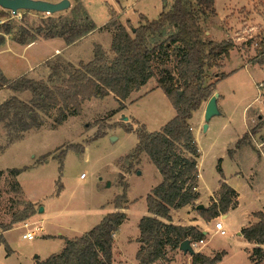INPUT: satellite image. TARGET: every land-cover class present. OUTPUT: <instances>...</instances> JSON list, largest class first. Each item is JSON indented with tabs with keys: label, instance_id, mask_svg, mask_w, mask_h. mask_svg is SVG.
<instances>
[{
	"label": "rangeland",
	"instance_id": "obj_1",
	"mask_svg": "<svg viewBox=\"0 0 264 264\" xmlns=\"http://www.w3.org/2000/svg\"><path fill=\"white\" fill-rule=\"evenodd\" d=\"M69 2L67 9L51 15L34 11H18L16 15H12L0 8V12L6 13L4 17H0V37L4 39L3 45H0V65L6 76L14 77L25 69L24 61L20 58L22 46L6 40L16 42L23 31H26L24 37L27 41L43 39L34 34L35 29L47 23L48 19L58 21L71 18L77 4L86 10L90 20L98 27L110 20L111 11L122 25L137 27L141 16L149 21L155 20L161 12L169 10L172 4V0ZM214 8L216 16L200 22L207 31L206 36L216 42L231 39L235 47L228 59L222 57L219 61V72L228 75L215 88L221 98L218 109L222 114L213 117L209 128L204 131L202 126V131L196 135L201 155L198 165L200 198L206 199L216 191L218 180L221 179L216 168L220 159L224 179L240 187L253 185L254 190L245 192L240 188V210L232 213L228 220L222 221L226 235L220 236L215 233L214 224L208 225L210 227L205 244L197 245L194 251L210 258L223 253L219 264H249L246 249L249 254L252 249L250 244L237 235V229L242 211L256 212L264 209V160L256 153L257 145L264 140V64H256L255 67L244 65H251L249 62L256 59L260 39L264 36V0H215ZM7 26L10 28L9 34H5ZM172 31L167 30L160 42L166 40ZM208 32H211L210 35ZM63 42L60 38L43 39L31 49L33 57L37 58L45 52L48 56L53 55L55 49L61 50L65 46ZM92 42L99 44L109 59L113 57L109 50L110 35L96 33L91 41H85L79 49L71 50L69 59L76 60L80 57L91 61ZM152 45L150 42V46ZM162 54L161 51L152 58L154 77L142 90L156 87V80L162 70L175 73L173 55L169 53L164 58ZM60 63L65 65L68 62ZM46 71V67L42 65L36 70L38 75L32 73L30 77L40 80L46 76ZM212 82L213 80H208L206 85ZM142 92L141 97L135 101H128L131 97L125 101L127 103L119 116L115 114L111 117L115 112L112 110L119 106L111 96L89 101L82 107L83 112L79 116L69 118L56 128L53 127L56 112L52 110L44 117V125L40 129L30 130L28 135L27 132L24 133L21 140L9 145L7 130L0 123V146L5 147L0 154V234L3 226H8L15 217L25 213L28 203L33 204L31 216L3 233L10 252H7L5 244H0V264H33L35 257L46 259L48 255L59 252L61 239H42L43 233L72 239L71 237L79 236L94 227L100 219L98 211L103 210L104 214L112 212L107 204L113 205L114 199L123 192L119 185L120 170L121 174L127 172L124 182L127 185L126 199L129 204L126 210L127 221L120 227L115 241L118 247H122L126 264H137L136 242L127 244V240L138 235V221L146 213L145 198L158 185L160 176L146 156L141 158L139 167L134 166V162L131 165V161L125 158L137 144L136 134L126 132L125 128L131 125L135 129L141 124L148 132L158 131L174 117L175 112L160 89L150 94ZM123 117L128 120L124 121ZM245 120L247 130L244 133ZM135 122L139 124L135 125ZM192 122L196 125L201 121L195 117ZM261 123L263 126L260 132L245 141L244 145L249 144L252 149H236L235 144L241 135L248 134ZM97 130L103 131L104 135L96 139L93 137ZM68 145L75 147L66 149ZM261 149L264 152V144ZM61 151L63 155L59 159ZM33 163L34 167L21 173L20 184L17 177H12L7 171ZM237 172L240 178L236 177ZM81 175L84 177L80 178ZM197 205H203L204 208L209 206L196 201L181 212H173L172 223L183 226L197 219L201 220ZM40 208L42 212H39ZM96 216L99 219L94 223ZM38 227H42L44 231H35ZM26 231H35L32 241L22 239ZM256 260L254 258L255 264H264V261L256 263ZM156 264H191V257L182 253L179 248L167 246L165 257Z\"/></svg>",
	"mask_w": 264,
	"mask_h": 264
},
{
	"label": "trees",
	"instance_id": "obj_2",
	"mask_svg": "<svg viewBox=\"0 0 264 264\" xmlns=\"http://www.w3.org/2000/svg\"><path fill=\"white\" fill-rule=\"evenodd\" d=\"M214 5L215 0H172L169 10L161 12L157 19L149 21L141 16L137 27L122 25L111 11L110 20L99 30L111 31L109 50L113 57L109 59L100 45H94L93 59L87 63L80 62L77 67L71 63H48L49 74L45 81L27 77L10 80L0 69V89L27 92L30 95L28 101L11 97L0 104V123L7 130L9 145L21 140L24 133L40 129L44 125V117L52 110L56 112L54 128L62 125L69 116L79 115L84 102L103 99L110 94L119 104L116 112L123 110L124 102L130 95L138 92L154 77L152 58L161 51L164 58L169 53L173 55L175 73L162 70L156 86L174 108L175 117L159 131L148 132L141 124L135 129L131 125L125 128L126 132H134L137 137L134 150L125 158L132 165L140 155H146L161 177L160 184L145 198L150 216L142 217L137 225L141 242L135 255L138 264L160 262L165 257L167 246L178 249L185 240L199 242L205 239V233L193 226L172 224L170 211L193 205L198 200V147L189 121L201 104L215 93L216 84L228 76L219 72V61L222 57L228 59L235 47L231 39L216 42L206 36L207 31L200 22L216 16ZM5 14L0 12V17ZM48 20L38 26L34 34L43 39H63L66 45L96 29L86 10L78 4L74 7L71 18ZM169 29L173 31L166 40L160 42ZM9 32L10 28L7 26L5 34ZM25 34L26 31H23L16 43L23 45L35 41H27ZM3 43L1 36L0 45ZM258 46L256 59L249 62L251 65L264 64V36ZM212 70L216 71L208 74ZM208 80L213 82L206 85ZM263 123L244 134L235 148L240 149L246 139L260 132ZM103 135V131L97 130L93 138ZM72 147L75 146L68 145L66 149ZM4 149L5 147L0 146V154ZM62 155L63 151L60 152L59 159ZM216 168L221 179L215 199H210L207 208L198 210L206 222L226 215L238 204L237 193L224 182L220 161ZM27 169L29 168L23 167L7 171L16 178ZM119 185L123 192L113 201L114 212L106 214L99 224L79 237L68 239L58 236L64 244L62 250L43 261L35 257L33 264H112L113 238L126 219L123 209L127 202V185L122 174H119ZM26 206L25 213L15 217L8 226H3L2 232L10 230L11 226L32 215L33 204L28 203ZM253 216L257 218V222L242 229L240 233L248 243L255 245L249 255L252 264H255L254 258L257 259L256 263L264 261V251L261 248L264 245V213L257 212ZM1 243L5 244L9 253V248L0 235ZM189 256L191 264H219L223 253L212 258L195 252Z\"/></svg>",
	"mask_w": 264,
	"mask_h": 264
},
{
	"label": "crops",
	"instance_id": "obj_3",
	"mask_svg": "<svg viewBox=\"0 0 264 264\" xmlns=\"http://www.w3.org/2000/svg\"><path fill=\"white\" fill-rule=\"evenodd\" d=\"M109 21V20H108ZM106 24V23H105ZM96 26V25H95ZM104 26V25H103ZM103 26H101V27H98V26H96V29L94 30V31H92L91 33H89L88 35H86V36H84V37H82V38H80L79 40H77V41H75L74 43H72V44H70V45H66V43L65 42H63L64 44H65V46L60 50V49H55V51H54V54L53 55H50V56H48L47 55V53L45 52L44 54H42V55H40L39 57H37V58H35V57H33V54H32V52H31V49L34 47V46H36L37 44H40V42L41 41H43V39H40V40H36V41H33V42H31V43H26V44H23V45H21V44H19L20 46H22V48H23V50H22V54L20 55V58L24 61V64H25V69H23V72H21L20 74H17L16 76H14V77H9V76H6L5 75V72H4V70L2 69V66L0 65V69H1V71L3 72V74H4V76L7 78V79H10V80H13V79H16V78H19V77H27V78H30V79H32L30 76V74H32V73H34L33 75H35V73H36V70L40 67V66H45L46 67V72H47V74L45 73L44 75H46V76H44V78H42V79H40V80H43V81H45L46 79H47V77H48V74H49V69H48V67H47V64L48 63H52V62H68V63H71L72 65H78L80 62H83V63H87V62H89V61H87V60H84L83 58H77L76 60H70L69 59V53H70V51L71 50H74V49H79L81 46H83L84 45V42L85 41H91L92 40V37H93V35L94 34H96V33H104V34H107V35H110V37H111V32H109V31H107V30H104V29H101V30H99L100 28H102ZM138 26V25H137ZM210 33L211 32H208V35H210ZM6 42H10V43H16V42H13V41H10V40H6ZM62 42V41H61ZM18 44V43H17ZM92 45H93V47H94V45H99V44H94V42H92ZM79 53H82V52H79ZM92 55H93V49H92ZM35 61V62H34ZM86 61V62H85ZM244 66H251V67H255V66H257V65H244ZM45 72V71H44ZM36 75H38L37 73H36ZM33 80H35V79H33ZM148 83V82H147ZM145 86H146V84L143 86V87H141V89L138 91V92H134V93H132L131 95H130V99L128 100V101H131V102H133V101H135L137 98H140L141 97V95H142V91H144L145 93L144 94H150V93H154L155 91H157L159 88H157V86L156 87H153L152 89H149V90H142V89H144L145 88ZM161 90V89H160ZM25 93H27V92H25ZM0 104L2 103V102H4L5 100H7V99H9V98H11V97H16V98H18L19 100H21V101H28L29 99H30V95H29V93H28V95H24V93H18V92H13V91H11V90H9V89H0ZM108 96H111V97H113L114 98V96L112 95V94H110V95H108ZM166 98V97H165ZM220 98V97H219ZM219 98H218V100H217V106H218V101H219ZM221 99V98H220ZM93 99H91L90 101H92ZM126 100V101H127ZM166 101H167V103H168V105L169 106H171V104H170V102L168 101V99L166 98L165 99ZM89 103V101H86V102H84L83 103V105H82V107L85 105V104H88ZM125 103H127V102H124V106H125ZM172 107V106H171ZM125 108V107H124ZM204 108H205V106L204 107H200L196 112H194L193 113V115H192V118L190 119V121H189V124L191 125V130H192V134H193V137H194V139H195V142H196V145H197V133L198 132H200V131H202V126H203V124H204V119H203V115H204ZM174 109V108H173ZM117 110V109H116ZM116 110H112V111H115L116 112ZM175 111V110H174ZM82 112H83V110H82ZM123 112V110H121V111H119V112H116L115 114H117L118 116L119 115H121V113ZM200 112V113H199ZM114 114V115H115ZM197 114H199V115H197ZM222 114V111H220V115ZM175 115H176V112H174V117H175ZM196 115V116H195ZM77 116H79V115H77ZM76 116V117H77ZM193 116H195L196 117V119L198 118V120L199 121H201L200 122V124H196L195 125V123H193L192 122V120H193V118H195V117H193ZM73 117H75V116H69L68 118H67V120L69 119V118H73ZM112 117V116H111ZM115 117V116H114ZM173 117V118H174ZM172 118V119H173ZM171 119V120H172ZM66 120V121H67ZM127 120H128V118H127ZM211 121V120H210ZM210 121H209V123H210ZM169 122V121H168ZM64 123V122H63ZM209 123H208V126H207V129L209 128ZM165 125V124H164ZM163 125V126H164ZM245 126H244V133L246 132V130H247V123H246V120H245V124H244ZM162 126V127H163ZM162 127H160V129L162 128ZM159 129V130H160ZM158 130V131H159ZM244 133L241 135V137L244 135ZM28 134H30V133H28L27 132V134L26 135H28ZM240 137V138H241ZM254 146V145H253ZM198 147V146H197ZM245 147H250V145L249 144H246V145H243L240 149H238V150H241V149H243V148H245ZM251 148V147H250ZM262 148V147H261ZM261 148H259V149H257L256 147L254 148L255 149V151H256V149H257V151H256V153L258 154V157H260V158H262L263 160H264V152L262 151V149ZM252 149V148H251ZM235 152V151H234ZM232 155V154H231ZM146 155H144V154H142V155H140V157H139V159L138 160H136V161H134V166H136V167H139V163H140V161H141V158L142 157H145ZM200 151H199V148H198V158H197V160H196V162H197V170H198V165H199V159H200ZM147 157V156H146ZM148 158V157H147ZM220 162H221V159H220ZM26 167H28V168H32V167H34L35 166V164L33 163V164H31V165H25ZM118 168H119V166H118ZM156 169V168H155ZM2 170V169H1ZM120 170V169H119ZM119 174H121V170H120V173ZM22 175L23 174H19L18 176H17V182L20 184V182H21V177H22ZM123 175V177H124V181H125V176L127 175V172L126 173H124V174H122ZM160 176V175H159ZM236 177L237 178H240V176H239V173L237 172V174H236ZM219 181L220 180H218V186H217V189H216V191L215 192H212L210 195H208L207 196V198L206 199H201L200 198V193H199V182H200V175H199V171H198V181H197V189H196V191H197V193H198V200L197 201H200L201 203H203V204H205V206H207V205H209L210 204V199L211 198H213V199H215V194H216V192H217V190H218V188H219ZM160 182H161V177H160ZM160 182L158 183V185L160 184ZM224 182L230 187V188H232L236 193H237V195H238V197H237V202H238V204H237V206L234 208V209H231V210H229V212L226 214V215H224V217L223 216H220V217H218V218H216V219H214V220H211L210 222H206V221H204L203 219H201V220H199V219H197V220H195V221H192V222H189L187 225H183V226H193V227H195L196 229H198L199 231H202V232H204L205 233V237H206V235H207V233H208V228L210 227V226H208V225H211V226H213V224H215L216 222H221L222 223V221L223 220H228L229 218H230V216H231V214L232 213H235V212H237L238 210H240V202H239V199H240V196H241V192H240V188H243V190L245 191V192H253V190H254V186L253 185H244V186H242V187H240V185H233L231 182H229L227 179H224ZM21 186V185H20ZM151 192V191H150ZM150 194V193H149ZM148 195V194H147ZM129 204V201L127 200V202H126V204H124V209H123V212L125 213V215H126V219H125V221L122 223V225L127 221V214H126V210H127V205ZM107 206H108V208H110V209H112V212H114L115 211V208H114V206L112 205V203L111 204H107ZM186 207H188V206H185V207H183V208H180V209H177V210H171L170 211V217H171V220H172V217H173V212H181V211H183V210H185V208ZM204 207V206H203ZM103 210H100V211H98L100 214H99V217H100V219H99V217L98 216H96V218H95V221H94V223L96 222V221H98V219H99V222L102 220V218L106 215V214H108V213H105L104 214V212H102ZM257 212H262V213H264V209L262 210V211H256V212H248V211H242V213L240 214L241 215V220L239 221V224H238V229H237V235L239 236V237H241L245 242H247L243 237H242V235H241V230L242 229H244V228H246V227H248V226H250V225H252V224H254V223H256L257 222V218H255L254 216H253V214L254 213H257ZM109 213H111V212H109ZM145 216H150V214H148V212H147V207H146V213L142 216V217H145ZM141 217V218H142ZM140 218V219H141ZM139 219V220H140ZM99 222L97 223V224H99ZM139 222V221H138ZM244 223H245V225H244ZM96 224V225H97ZM173 224V223H172ZM95 225V226H96ZM121 225V226H122ZM138 225V224H137ZM23 226H24V224H23ZM120 226V227H121ZM120 227L118 228V231H119V229H120ZM26 228V227H25ZM39 228V227H38ZM41 228V232H43L44 230L42 229V227H40ZM93 228V227H92ZM91 228V229H92ZM90 229V230H91ZM138 229V228H137ZM215 230V229H214ZM89 231V230H88ZM88 231H85V232H83L81 235H83L84 233H86V232H88ZM118 231L115 233V235H114V238H113V245H112V264H126L127 262L124 260V258H123V254H122V252H121V246L120 247H118L117 245H116V241H115V239H116V235H117V233H118ZM3 233H6V231H4V232H2L0 235L2 236V238H3ZM215 233H217L216 231H215ZM78 234H79V232H78ZM218 234V233H217ZM81 235H79V236H81ZM59 235H51V234H48V233H43L42 235H41V238L42 239H45V240H56L57 239V237H58ZM61 236V235H60ZM79 236H73V237H79ZM73 237H71V238H73ZM4 239V238H3ZM205 240V239H204ZM131 242H136V248H135V251L137 252L138 251V249H139V247H140V243L141 242H139V231H138V235L136 236V237H134V239H132V238H129L128 240H127V244H130ZM248 243V242H247ZM204 244H205V242H204ZM203 244V245H204ZM248 244H250V243H248ZM63 246H64V244H63V241L61 240V243H60V245L58 246V248H59V252L62 250V248H63ZM255 247V245H253V244H250V249H252V248H254ZM261 248L263 249V251H264V245L263 246H261ZM249 249V250H250ZM247 250V254H248V261H249V264H252V262H251V260L249 259V253H248V249H246ZM59 252H57V253H59ZM57 253H53V254H57ZM53 254H50V255H48L47 256V258L49 257V256H51V255H53ZM206 255V254H205ZM207 256V255H206ZM39 260L40 261H43V260H45V259H41V258H39ZM221 261H222V259H221ZM220 261V262H221ZM136 262H137V260H136ZM34 263V262H33ZM137 264H138V262H137Z\"/></svg>",
	"mask_w": 264,
	"mask_h": 264
},
{
	"label": "water",
	"instance_id": "obj_4",
	"mask_svg": "<svg viewBox=\"0 0 264 264\" xmlns=\"http://www.w3.org/2000/svg\"><path fill=\"white\" fill-rule=\"evenodd\" d=\"M70 6L69 0H61L56 3L46 2L42 0H0V8L2 10L9 11L12 15H16L18 11H34L44 14H54L60 11L67 9ZM219 95L215 92L206 102L204 108V124L203 130L207 129L209 121L220 115V111L217 106V100ZM124 121H127V118L123 117ZM203 205H197L196 209H203ZM39 212H42V208L39 209ZM224 217V215H223ZM190 241H183L179 250L184 254L192 255L194 250L190 247Z\"/></svg>",
	"mask_w": 264,
	"mask_h": 264
},
{
	"label": "built area",
	"instance_id": "obj_5",
	"mask_svg": "<svg viewBox=\"0 0 264 264\" xmlns=\"http://www.w3.org/2000/svg\"><path fill=\"white\" fill-rule=\"evenodd\" d=\"M253 136H251L252 138ZM262 139V138H261ZM264 144V140H261V143L258 146V149L262 147V145ZM256 146V148H257ZM84 176L81 175L80 178H83ZM26 227V226H25ZM214 229L215 231L220 235V236H225L226 232L224 231V228L222 226V223L216 222L214 224ZM35 231H40L41 232V228H36ZM35 231H26L23 235H22V239L26 240V241H32L35 238ZM203 245L204 244V240L203 241H199V242H191L190 243V247L194 250L196 248L197 245ZM195 252V251H194Z\"/></svg>",
	"mask_w": 264,
	"mask_h": 264
},
{
	"label": "flooded vegetation",
	"instance_id": "obj_6",
	"mask_svg": "<svg viewBox=\"0 0 264 264\" xmlns=\"http://www.w3.org/2000/svg\"><path fill=\"white\" fill-rule=\"evenodd\" d=\"M42 1H46V2H51V3H56L53 0H42Z\"/></svg>",
	"mask_w": 264,
	"mask_h": 264
}]
</instances>
